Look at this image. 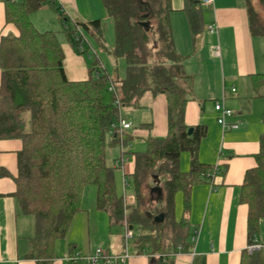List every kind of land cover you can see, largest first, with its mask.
Wrapping results in <instances>:
<instances>
[{
    "label": "trees",
    "instance_id": "16d2710c",
    "mask_svg": "<svg viewBox=\"0 0 264 264\" xmlns=\"http://www.w3.org/2000/svg\"><path fill=\"white\" fill-rule=\"evenodd\" d=\"M102 1L115 28L116 43L111 53L127 62L123 79L112 77L99 59L93 60L86 79L72 80L66 74L60 32L80 54L87 53L93 59L90 50L83 46L79 29L90 32L106 48L102 19L75 20L76 27H72L55 0H5L6 21L18 33L3 35L0 41V139L22 141L14 195L21 212L35 217L28 257L36 264L53 263L56 241L67 235L83 210L85 187L95 184L96 206L108 213L110 222L130 227L135 222L156 223L154 218L159 213H165V219L173 218L170 228H160L158 232L162 241L154 244V254H159L155 264H172L170 256L188 249L189 239L195 235L182 233V225L189 224L193 187L206 177L216 176L215 165L198 158L208 127L204 123H186L194 77L187 73L186 57L176 48L172 1ZM258 1L264 9V0ZM46 4L55 8L62 31L40 30L33 23L31 14ZM184 10L192 36H196L203 29L201 0H185ZM248 15L252 34L264 36V20L251 2ZM146 22L147 26L142 24ZM252 82L257 94L264 96V73L254 74ZM149 93L166 97L167 135L149 136L145 151H128L124 147L128 144L127 131L116 135L113 125L121 119L130 120L123 111L144 107ZM152 125L144 122L140 126ZM110 135L111 144L121 145L115 165L107 160ZM185 151L192 155L187 172L180 167ZM128 155L135 163L134 170L126 173L134 185L131 203L119 195L116 183V169L123 167ZM256 160L242 185V200L249 207L248 244L258 238L264 218V133ZM226 168L219 165L218 174L224 175ZM161 174L165 175L163 186L157 183ZM154 185L162 188V195L152 192ZM178 193L182 194L184 208L180 222L175 220ZM162 200L164 206L155 214L153 209ZM75 246L68 244V254L77 252ZM241 264H264V245L252 252L246 248Z\"/></svg>",
    "mask_w": 264,
    "mask_h": 264
},
{
    "label": "crops",
    "instance_id": "0c3cea01",
    "mask_svg": "<svg viewBox=\"0 0 264 264\" xmlns=\"http://www.w3.org/2000/svg\"><path fill=\"white\" fill-rule=\"evenodd\" d=\"M171 1L176 48L186 57L184 65L187 73L194 77L193 93L196 98L187 104L186 123L192 126L204 123L208 127V133L200 145L199 160L211 165L219 163L227 168L224 175L206 177L194 185L189 225L192 219L198 222V232L191 235L188 249L179 250L170 257L172 264H241L249 242V207L242 200V185L246 172L257 164L256 155L264 133V96L257 94L252 82L254 74L264 73V36L251 32L248 3H254L252 0H214L213 5L202 4L203 29L196 36H192L190 30L184 10L185 0ZM55 2L73 21H89L88 13L83 8L85 4H103L102 0ZM39 12L32 13L34 15L31 17L38 29L62 31L63 24L58 14L52 11L50 23L40 24L35 17ZM212 23L216 25L215 31L209 29ZM8 33L17 34L18 30L7 23L5 0H0V41ZM67 41L62 43V47L68 78H88L87 60ZM150 95H146L142 108H151L149 117L152 118L154 97L151 101L153 95ZM220 100H224L234 111L228 121L239 120L238 128L224 131L219 124V112L214 109V104ZM21 147L22 141L19 139H0V264H36L34 259L28 257L35 223L30 217L32 215L21 212L14 195V176L18 173V151ZM134 168V160L128 155L122 169L130 173ZM258 238L264 245V218L260 222ZM70 243L74 244L69 241L65 253L70 251ZM77 250L82 248L75 246ZM128 255L126 264H150L151 258L156 262L159 256L158 251L156 254L152 252V255L143 252ZM62 258L63 255H56L52 264H65Z\"/></svg>",
    "mask_w": 264,
    "mask_h": 264
},
{
    "label": "rangeland",
    "instance_id": "374dc122",
    "mask_svg": "<svg viewBox=\"0 0 264 264\" xmlns=\"http://www.w3.org/2000/svg\"><path fill=\"white\" fill-rule=\"evenodd\" d=\"M254 3L252 5L255 7L257 11L260 12L261 17L264 20V9L258 2V0H252ZM89 16V21L94 19H102L103 24V36L104 43L106 48H102L99 44L98 40L88 31L83 28L79 29V34L83 36V46L90 50V53L93 57L91 58L87 53L84 58L87 60V64L90 68L93 63V60L99 59L101 62V66L106 68L109 74L112 77H119L123 79L127 75V62L124 58H116L112 53V49L116 43V34L115 28L112 21L104 8V5L101 3H88L83 6ZM44 10V11H43ZM40 12L35 16L38 21L44 22L45 24H49L52 11L57 14L55 8L53 9L50 4H46L41 7ZM36 12V11H35ZM33 12V13H35ZM53 12V13H54ZM34 14H31V17ZM44 19V20H43ZM70 19V18H69ZM69 24L72 27H76L75 22L70 19ZM61 38L60 42H66L67 38L65 34L62 32L59 35ZM69 42V41H67ZM70 44V42H69ZM71 45V44H70ZM72 46V45H71ZM72 48L80 54L73 46ZM82 55V54H80ZM94 74V73H93ZM90 76V75H89ZM150 94V93H149ZM151 96V95H150ZM154 97V101H153ZM196 98V94H192V99ZM150 100L153 101V117H149L151 114V108L148 106L142 108V110H133L127 108L123 111L124 115L133 122V127L131 130L127 131L129 134L128 144L125 145V149L128 151H136L141 152L147 150V138L149 136L153 137H165L167 135L168 128V110H167V102L166 97L162 94L154 95L150 97ZM203 103V102H202ZM152 107V106H151ZM151 120L153 122L152 127H142L141 123L144 121ZM145 121V122H146ZM112 136L110 135L108 140V163L110 165H115L116 158L121 153V145L120 144H111L110 139ZM192 155L189 151H185L182 153V158L180 161V167L182 171H187L191 167ZM127 169V168H126ZM126 170L118 167L116 169V183L117 190L119 195L127 198L134 194V185L133 180L130 176L126 175ZM125 179L128 183L127 187H125ZM165 179V175L161 174L160 183L163 186V181ZM157 186V185H154ZM96 185L90 184L85 187L83 191L82 198V208L83 210L76 216L73 226L70 231L67 233L65 237L60 238L55 243V254L57 256H66L68 253L66 252V246L69 241L74 242L77 247L82 248V250H77V253H82L86 257L93 254L98 245L102 246L105 251L114 255L120 254L123 252H128L130 255L134 256L137 252L149 253L152 255L154 252V244L157 240L162 241L163 236L161 237L158 232L160 228L168 229L170 228V223L173 218L168 217L164 221L153 222L146 221L144 225L139 224V222H135L133 226V234L134 236L131 238H127L126 228L119 222H110L109 215L104 210H100L96 206ZM164 206V201L160 203L159 207L156 206L153 209V212L156 214L161 207ZM183 199L182 194L178 193L177 195V208L175 220L180 222L183 219ZM158 214V213H157ZM34 223L35 217L30 216ZM194 219H192L191 225L184 224L182 225V233L187 234L189 231L191 234L195 232L196 228L198 229V225H196ZM180 226V225H179ZM180 229V227L178 228ZM171 231L173 229L171 228ZM177 231V229H176ZM198 231V230H197ZM148 233H155L153 236H149ZM148 234V235H147ZM98 244V245H97ZM91 251L89 252V249ZM171 248L168 249L169 252ZM156 256V255H155ZM158 256V255H157ZM155 260L151 258L150 264H154Z\"/></svg>",
    "mask_w": 264,
    "mask_h": 264
},
{
    "label": "built area",
    "instance_id": "2783aa9c",
    "mask_svg": "<svg viewBox=\"0 0 264 264\" xmlns=\"http://www.w3.org/2000/svg\"><path fill=\"white\" fill-rule=\"evenodd\" d=\"M202 4L204 5H213L214 0H201ZM210 31L216 30V25L214 23L209 25ZM83 37V36H82ZM81 48H83L81 46ZM235 90V88H233ZM214 109L219 112L218 116V122L222 126L223 130L226 131L230 128H238L239 127V120H236L234 122H229L228 117H231L234 115V111L229 108L224 100L216 101L214 104ZM133 127V122L128 119H121L117 123L113 125V132L116 135H122L124 131H127ZM219 163L215 165V173L214 175L218 174L219 169ZM128 183L125 179V187H127ZM128 202L134 201V196H130L126 198ZM197 230L195 231V235H197ZM126 235L127 238H131L134 236L133 229L128 227L126 225ZM263 246V244L258 240V238L255 239V242L253 244H248L247 249L252 252L254 250H258ZM129 258L128 252H123L120 254H110L107 251L103 249L102 246L98 245L96 247V250L93 254L86 257L82 253H72L67 254L62 258V262L66 264H126L127 260Z\"/></svg>",
    "mask_w": 264,
    "mask_h": 264
},
{
    "label": "water",
    "instance_id": "95a60500",
    "mask_svg": "<svg viewBox=\"0 0 264 264\" xmlns=\"http://www.w3.org/2000/svg\"><path fill=\"white\" fill-rule=\"evenodd\" d=\"M144 25H148V23H142ZM192 128L189 129V133L192 132ZM152 192H155L157 193L158 195H162V188L160 186H154L152 188ZM165 219V213H159L158 215L155 216L154 220L157 221V222H160V221H164ZM131 229H133V226H130Z\"/></svg>",
    "mask_w": 264,
    "mask_h": 264
},
{
    "label": "flooded vegetation",
    "instance_id": "af4514ba",
    "mask_svg": "<svg viewBox=\"0 0 264 264\" xmlns=\"http://www.w3.org/2000/svg\"><path fill=\"white\" fill-rule=\"evenodd\" d=\"M155 193V192H154Z\"/></svg>",
    "mask_w": 264,
    "mask_h": 264
}]
</instances>
